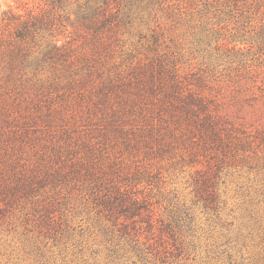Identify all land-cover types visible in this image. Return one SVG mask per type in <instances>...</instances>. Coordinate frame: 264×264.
<instances>
[{
    "label": "rangeland",
    "instance_id": "rangeland-1",
    "mask_svg": "<svg viewBox=\"0 0 264 264\" xmlns=\"http://www.w3.org/2000/svg\"><path fill=\"white\" fill-rule=\"evenodd\" d=\"M254 1L248 18L237 22L214 18L212 11L211 28L219 32L204 43L192 36L184 42L186 53L196 56L197 63L210 64L221 74L217 82L234 69L231 57L236 50L247 47L236 31L248 30L256 37L264 31V0ZM85 2L0 0V185L5 187L0 201V264H143L133 252H114L92 219L94 213L80 206L88 197L85 186L94 182L151 195L158 215L166 205L177 211L175 232L181 247L171 264H264V142L257 136L264 130V66L253 75L258 76L256 94L243 106L231 100L228 89L229 112L239 131L232 134L224 163L205 169L214 193L208 199L188 154L191 146L179 142L188 133L187 121L159 100L146 98L138 112L122 107L126 99L117 96L135 92L123 89V80L133 79L130 63L136 68L149 64L157 56L150 46L165 45L172 27L162 25L165 18L138 15L135 3L130 17L107 34L110 48H96L94 32L80 19L87 14ZM203 2L175 0L174 5L177 13L192 14L204 7ZM144 6L139 3L140 9ZM12 14L21 19L35 15L34 33L28 39L17 35L15 21L8 19ZM185 27L177 30L180 37ZM155 28L162 31L157 44ZM252 42L254 52L264 46L263 41ZM192 46L197 52L188 51ZM130 52L133 56L124 60ZM14 55L16 67L9 75ZM261 57L264 61V51ZM110 80L118 89L109 90L106 99ZM120 110L123 114L116 115ZM202 165L205 168L206 161ZM140 169L154 176L150 179L157 188L151 180L132 182ZM53 170L61 173L59 180L49 176ZM36 182L43 186L35 188ZM70 182L77 183L75 188ZM52 195L54 227L41 230L38 219ZM58 232L65 235L59 244Z\"/></svg>",
    "mask_w": 264,
    "mask_h": 264
},
{
    "label": "trees",
    "instance_id": "trees-1",
    "mask_svg": "<svg viewBox=\"0 0 264 264\" xmlns=\"http://www.w3.org/2000/svg\"><path fill=\"white\" fill-rule=\"evenodd\" d=\"M175 0H86L87 14H83L80 19L87 23V27L92 30L93 38L95 40V47L103 45L105 48H110L107 34L114 26H119L124 18L130 17V12L137 4L138 15L142 12V17L150 19L165 18L166 22L162 24L164 27L170 24L172 27L170 32V39L162 47L152 45L149 51L156 52V57L151 59L141 68H136L134 64L130 63V70L133 72L132 80L124 79L125 90H135V92L121 96L126 99V103L130 110H142V101L146 98L149 100H159L162 105L166 106V110L178 116L180 120L187 121L189 125L188 133L181 136L179 142L183 145L191 146L188 154L194 158L195 165H197V181L199 188L203 194L209 197L213 196L212 187L208 183L209 174L205 173V169L215 164L221 165L224 163V158L227 155L229 145L233 139L232 134H237L239 131L232 122V115L229 112L231 100L237 103L236 105L243 106L246 98L256 94L254 90L258 82L260 74V67L264 66L261 53L264 51V46H258L254 52V44L252 41H263L259 39L264 37V31L258 32V35H251V31H244L243 33L236 31V37L239 42L246 44L242 50L239 48L234 53L239 59L232 55L231 67L226 73H223V79L216 81L217 70L211 67L210 64L197 63L196 56L187 54L184 48V42L188 40V36L192 39L198 38L202 43L209 40L210 36L218 33L219 30L211 25L214 23L210 21L209 14L213 11V17L217 19L232 18V20H239L248 18L246 14L249 7H253L251 2L254 0H203L204 7L198 8L197 13L183 14L177 13L178 6L174 5ZM139 3H145V6L139 8ZM249 3V6H247ZM246 4L247 7L243 5ZM227 9H229L227 13ZM177 10V11H176ZM227 15L222 18L223 15ZM229 16V17H228ZM5 18V17H4ZM21 16L12 14L8 17L10 21H15L13 25L17 35L20 39L26 40L29 35L33 34L35 26V15H31L26 19H21ZM160 23V22H159ZM246 22H244L243 25ZM185 27L183 37L177 34V30ZM155 42L156 44L162 39L161 28H155ZM249 33L250 35H246ZM257 34V33H255ZM235 36V33H232ZM237 40V39H235ZM236 45V44H235ZM102 46V47H103ZM204 48L209 46H205ZM197 46L188 50L193 52L197 50ZM234 49L235 46L230 47ZM199 51V49H198ZM259 51H261L259 53ZM133 52V51H132ZM130 52L124 60L130 59L133 54ZM197 52V51H196ZM16 55L10 60V73L16 67ZM244 67V70L242 69ZM247 69L248 71H245ZM241 71V72H240ZM240 72V73H238ZM252 73V76L249 74ZM109 83V84H108ZM107 90L105 98L108 99V91L115 92L118 87L115 86V81L107 82ZM135 84L132 88L131 86ZM112 86V89L111 87ZM205 89H209L211 93H205ZM228 89L231 91L233 99L228 97ZM223 95V98H221ZM244 100V101H243ZM243 101V102H242ZM233 106V105H232ZM124 107L123 109L125 110ZM260 106L255 107L257 113L260 112ZM124 110L116 112V115L123 114ZM244 127V126H243ZM257 136L264 142V130L260 129ZM197 142V143H196ZM251 143V141H245ZM193 144H197L195 147ZM251 146V145H248ZM206 161L205 168L203 163ZM201 164V165H200ZM79 171V169H75ZM80 172V171H79ZM60 172L53 170L50 177L54 180H59ZM154 176L148 171H137L136 177L132 182H146L151 180ZM128 179V177H127ZM150 185L155 184L151 180ZM76 182H70V188H75ZM41 183L36 182V187H41ZM132 187V186H131ZM158 185H156V188ZM88 193L87 200L82 199L79 203L84 209L91 210L94 214L92 218L98 226L100 231L104 234L105 240L111 246L114 252L130 251L140 259L143 264H165L170 260L169 264L173 263L179 254H174L175 250L181 247L178 237L175 232V223L177 222V211L169 209L165 206V211L162 215H158L155 211V201L151 195L142 197L133 190L122 191L121 186L118 185H103L102 182H94L85 186ZM108 190L107 193H105ZM58 191L55 195H57ZM3 194H5V187L0 185V201ZM93 198V199H91ZM207 199V201H208ZM154 201V203H153ZM165 203V200H163ZM161 201V202H163ZM44 215L38 219V226L40 224L41 230L44 226L51 225L50 212L55 208V196L52 195L50 200H45ZM79 207L75 208L78 211ZM47 230V228H45ZM51 230V229H50ZM65 238V235L58 232L55 240L57 244Z\"/></svg>",
    "mask_w": 264,
    "mask_h": 264
}]
</instances>
